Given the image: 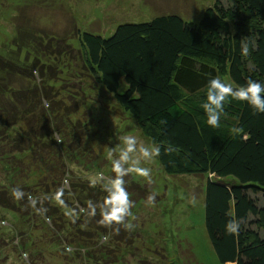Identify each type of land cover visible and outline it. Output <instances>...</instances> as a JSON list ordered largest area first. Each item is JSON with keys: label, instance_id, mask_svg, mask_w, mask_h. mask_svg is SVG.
<instances>
[{"label": "rangeland", "instance_id": "rangeland-1", "mask_svg": "<svg viewBox=\"0 0 264 264\" xmlns=\"http://www.w3.org/2000/svg\"><path fill=\"white\" fill-rule=\"evenodd\" d=\"M212 2L0 0V56L14 57L19 64L11 71L0 70V192L14 197L15 189L25 188L32 195L29 202L13 199L15 208L0 206V264H232L218 261L205 232L208 173H167L156 157L142 164L152 169V183L135 174L126 176L135 216L129 222L135 228L125 242L78 223L86 214L72 208L79 189L73 190V182L92 185L97 173L114 175L108 153H118L123 136L152 144L113 93L92 80L76 31L108 36L119 22L145 21L160 13L197 21ZM35 63L43 66L42 76L30 68ZM41 77L56 101L39 99ZM124 88L120 80L117 91ZM51 160L64 169L67 187L60 183L62 177H49ZM37 167L40 172L31 173ZM153 193L155 204L149 205ZM90 195L84 190L80 197L99 205L93 191ZM51 205L57 211L45 222L43 209Z\"/></svg>", "mask_w": 264, "mask_h": 264}, {"label": "trees", "instance_id": "trees-1", "mask_svg": "<svg viewBox=\"0 0 264 264\" xmlns=\"http://www.w3.org/2000/svg\"><path fill=\"white\" fill-rule=\"evenodd\" d=\"M76 34L81 59L92 80L113 93L141 134L160 146L157 160L161 169L167 173H208L203 223L218 261L264 264V113H255L247 102L229 98L222 126L214 129L206 124L200 107L213 78L234 88L249 79L264 83V0H213L197 21L160 13L145 21L119 22L108 36L89 31ZM10 59L0 56V70L18 67L14 57ZM30 68L42 76L41 64ZM42 78L39 99L56 101ZM120 80L125 88L117 91ZM1 109L0 104V113ZM234 127L242 131L234 135L230 132ZM50 162L49 177L52 181L57 175L62 177L60 183L67 187L64 169ZM39 168L30 171L40 172ZM41 186L47 190L45 182ZM72 186L74 191L79 186L72 208L86 214L77 222L125 242L129 233L123 226L119 234L103 227L100 208L90 216L88 203L81 199L84 190L88 197L93 191L92 197L100 204L107 195L103 188L82 182ZM24 190L17 198L20 203L32 199L29 190ZM13 199L16 196L0 192V206L15 208ZM34 202L38 204L36 198ZM51 206L43 209L45 222L57 211ZM229 221L237 223L235 232L227 230Z\"/></svg>", "mask_w": 264, "mask_h": 264}, {"label": "clouds", "instance_id": "clouds-1", "mask_svg": "<svg viewBox=\"0 0 264 264\" xmlns=\"http://www.w3.org/2000/svg\"><path fill=\"white\" fill-rule=\"evenodd\" d=\"M246 51V50H245ZM229 98L247 102L255 113H264V83L249 79L245 85L234 88L230 83L224 82L220 78L209 80L206 99L201 103L206 116V124L214 129L222 126L221 118L225 114V104L229 102ZM242 129L232 128V134H238ZM123 147L118 153L109 151L108 157L111 160V171L114 173L112 177L105 178L103 173L95 174L92 185L97 184L103 186V190L107 193L104 200L99 204L92 201L88 202L89 215L95 216L97 207L101 211V220L99 223L108 229H112L115 234H119L120 227L127 231H132L135 224L129 222L135 216L132 213L134 201L130 198V194L126 188L125 177L135 174L143 178L146 182L152 183V169L144 167L142 164L152 162L160 155L161 148L155 143L147 145L140 141L135 135H126L121 138ZM17 198L22 197L19 189L14 190ZM156 194H150L147 198L149 205L155 204ZM58 202L63 205L60 194L57 196ZM74 215V213H69ZM238 225L235 221H229L226 226L229 232H235ZM107 237H105V240Z\"/></svg>", "mask_w": 264, "mask_h": 264}, {"label": "crops", "instance_id": "crops-1", "mask_svg": "<svg viewBox=\"0 0 264 264\" xmlns=\"http://www.w3.org/2000/svg\"><path fill=\"white\" fill-rule=\"evenodd\" d=\"M233 264V263H232Z\"/></svg>", "mask_w": 264, "mask_h": 264}]
</instances>
